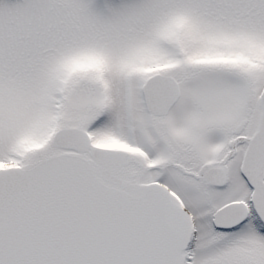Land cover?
Instances as JSON below:
<instances>
[{
  "label": "snow or ice",
  "instance_id": "obj_1",
  "mask_svg": "<svg viewBox=\"0 0 264 264\" xmlns=\"http://www.w3.org/2000/svg\"><path fill=\"white\" fill-rule=\"evenodd\" d=\"M0 264H264V0H0Z\"/></svg>",
  "mask_w": 264,
  "mask_h": 264
}]
</instances>
